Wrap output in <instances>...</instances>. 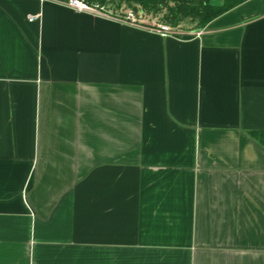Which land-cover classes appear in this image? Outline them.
I'll return each mask as SVG.
<instances>
[{
    "label": "crops",
    "instance_id": "1",
    "mask_svg": "<svg viewBox=\"0 0 264 264\" xmlns=\"http://www.w3.org/2000/svg\"><path fill=\"white\" fill-rule=\"evenodd\" d=\"M261 131L264 0L175 36L0 0V264H264Z\"/></svg>",
    "mask_w": 264,
    "mask_h": 264
},
{
    "label": "trees",
    "instance_id": "2",
    "mask_svg": "<svg viewBox=\"0 0 264 264\" xmlns=\"http://www.w3.org/2000/svg\"><path fill=\"white\" fill-rule=\"evenodd\" d=\"M100 4H107L109 0H90ZM246 0H222L220 3H212L210 0H114L117 6L126 5L127 7L138 10L139 8L146 13H153L167 10L166 18L163 23L175 25L184 20H192L197 23L196 29L205 27L216 17L237 7ZM173 2L174 6H170ZM256 139L264 146V131L254 133Z\"/></svg>",
    "mask_w": 264,
    "mask_h": 264
},
{
    "label": "built area",
    "instance_id": "3",
    "mask_svg": "<svg viewBox=\"0 0 264 264\" xmlns=\"http://www.w3.org/2000/svg\"><path fill=\"white\" fill-rule=\"evenodd\" d=\"M52 1L60 2L77 12L89 13L105 19L129 23L137 26H148L163 36H175L181 33L180 30L166 23H149L145 21V13L140 8L138 10H134L133 8L127 7L125 5L117 6L113 4L114 0H109L107 4L91 2L90 0ZM39 16L40 15H32L29 20H38Z\"/></svg>",
    "mask_w": 264,
    "mask_h": 264
},
{
    "label": "rangeland",
    "instance_id": "4",
    "mask_svg": "<svg viewBox=\"0 0 264 264\" xmlns=\"http://www.w3.org/2000/svg\"><path fill=\"white\" fill-rule=\"evenodd\" d=\"M212 3H220L222 0H210ZM126 6V5H125ZM170 6H174V3L171 2ZM167 14V10L163 9L161 11H157V12H153V13H146L145 14V21L149 22V23H163V20L166 18ZM197 23L193 22L192 20H184L181 21L175 25H171L172 27L177 28L178 30H180L181 32H185V31H191V30H195L196 29V25Z\"/></svg>",
    "mask_w": 264,
    "mask_h": 264
},
{
    "label": "water",
    "instance_id": "5",
    "mask_svg": "<svg viewBox=\"0 0 264 264\" xmlns=\"http://www.w3.org/2000/svg\"><path fill=\"white\" fill-rule=\"evenodd\" d=\"M195 33H199L200 32V30H197V31H194Z\"/></svg>",
    "mask_w": 264,
    "mask_h": 264
}]
</instances>
